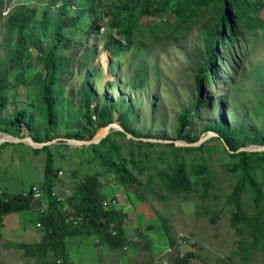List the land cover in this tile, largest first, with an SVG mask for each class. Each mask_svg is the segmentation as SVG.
Here are the masks:
<instances>
[{"label":"trees","instance_id":"obj_1","mask_svg":"<svg viewBox=\"0 0 264 264\" xmlns=\"http://www.w3.org/2000/svg\"><path fill=\"white\" fill-rule=\"evenodd\" d=\"M8 2L0 0V26L3 31L0 43L3 50L0 58V129L7 132V126L21 125L24 121L26 126H22V132L26 130L33 140L42 142L53 138L50 135L55 113L53 89L69 73L72 65L78 63L79 69L87 68L97 50L93 47L92 53L88 54L90 48H86L78 60L76 55L70 56L67 52H73L81 43H87L93 35L104 40L105 50L109 49L113 55H118L119 48L132 44L138 29L144 25L148 24L155 42L173 39L176 35L186 33L193 25L205 23L200 27L204 54L190 68L197 94L178 116L175 137L172 139L186 142H196L200 138L201 134L193 132L191 127L209 111L202 91H211L224 69H229L232 76H226V82L229 81L230 86L234 87V80L246 60L251 43L260 34L264 37V0H48L41 16H38L36 2L15 4L2 15ZM54 6L57 10L52 20L49 11ZM104 19H107L108 30L102 34L98 22ZM67 28L73 29L75 33L67 34L64 31ZM113 28H116L115 34ZM120 39L126 43L122 44ZM44 40L46 44L41 46ZM32 47L39 49L35 56L32 82L43 116V121L35 125V131L29 128L27 110L15 109L5 119L1 115L7 100L6 90L17 85L9 80L8 67L33 68L27 62ZM231 59L234 62L236 59V62L229 66L227 60ZM94 80L88 75L78 92V113L84 123L72 135L78 140L93 138L98 129L112 122L113 111L120 109L118 102H94ZM142 83L140 81L139 85ZM121 113L125 131L138 136L129 128L126 112ZM262 113L259 127L230 125L219 114L216 120L203 129V132H216L218 136H212L196 147L176 145L173 141L128 137L129 148L114 138L125 137L126 134L112 131L97 144L74 147L80 152L91 151V158L85 162H97L101 170L94 169L80 177H76L77 173L73 171V190L67 195L54 190L59 181L62 162L52 149L72 146L64 143H59L60 146L48 144L40 148L28 146L35 155L44 156L43 180L39 185L31 184L28 189L14 194L0 188V225L6 215H22L26 210L33 209L35 216L32 221L39 224L37 231L40 236L33 242L21 238L12 239L7 242L6 248L20 250L22 256L33 264H71L68 238L92 235L98 244L133 253L137 243L128 236L125 222L129 213L135 212V206L145 205L158 218V223L154 218L147 226L135 227V237L147 238L143 243L146 249L151 247L150 243L154 239L148 233H161L166 239L161 238L159 242L163 240L167 247L174 248L167 252L169 264H214L202 259L198 249L194 251L195 243L187 249L176 246L177 242L171 237L172 232H169L172 228L168 224L173 214L168 218L163 214L171 210V205L180 204L183 207L193 206L191 212L182 207L181 210L194 216L191 218L197 232L201 230L204 233L210 228L216 236L220 226L224 229L226 250L238 249L229 251L227 257L231 264H255L252 262L257 256H261L260 264H264V150L237 151L249 145L264 146V107ZM213 141L216 143L210 144ZM6 144L16 145L5 142L0 145V149ZM21 145L27 147L24 143ZM125 146L129 148V156L122 152ZM154 157L162 161V167L155 163L150 166L144 164ZM146 167L154 172L147 175L143 182L133 170L142 173ZM104 176L110 177L122 188L128 207L120 203L119 195L104 190ZM33 187L41 192L38 198L34 197ZM209 190L221 192L224 206L219 211L204 206ZM108 197L114 204L108 202ZM149 198L158 200L157 207L149 204ZM160 207L162 209H158ZM143 219L144 216L139 215V220ZM25 230L19 228L20 236L21 231ZM2 237L0 228V240ZM161 250L162 247L152 249L146 258L147 264L154 263L152 251Z\"/></svg>","mask_w":264,"mask_h":264},{"label":"rangeland","instance_id":"obj_2","mask_svg":"<svg viewBox=\"0 0 264 264\" xmlns=\"http://www.w3.org/2000/svg\"><path fill=\"white\" fill-rule=\"evenodd\" d=\"M7 1H9L8 7L4 8L2 15H5L8 9L15 4L36 2L38 16H41L43 8L48 5V0ZM56 10V6L50 8L49 12H51L50 18L52 20L55 19ZM87 25L85 24V26ZM147 25L138 29L136 39L132 44L119 48L118 55H113L109 49L105 50L103 48L104 40L96 35L87 40V43H81V46L73 52H67V55H76L78 60L86 48H90L88 54L92 53L93 47L97 50L96 56L91 59V62L89 59L90 64L87 68L79 69L78 63L72 65V70L70 69L69 73L64 75L52 91L55 95V113L53 128L50 133L53 137L50 140H54V142L51 144L60 146L59 143H64L72 146L52 149L62 162L60 164L59 181L54 189L56 192L67 195L73 190L74 178L72 174L74 172L77 173L76 177H80L85 173L92 172L94 169L101 170L97 162L90 164L85 162L86 159L91 158V151L80 152V150L74 148L89 145L76 146L72 145L73 143L69 144L71 142L66 143V139H75L72 135L77 132L80 126L84 125L78 113L80 104L78 92L81 83L88 75L95 78L93 86L97 95L95 94L94 102L99 100L108 104L119 103L120 109L113 111L112 122L122 125L121 112L125 111L129 128L138 135L133 137L174 139L178 116L197 94L194 76L190 68L195 66L204 54L203 35L200 27L205 23H197L190 27L186 33L176 35L173 39L155 42L152 40ZM64 31L67 34L75 33L70 28ZM2 33V27L0 26V43ZM45 44L46 41L44 40L41 46H45ZM38 52V48L32 47L27 58V62H30L33 68L13 69L10 66L8 67L9 80L17 85L6 90V105L1 111L2 118L5 119L9 118L15 109L27 110V122L30 123L29 128L31 131H35V125L43 121L36 88L32 82L35 72L34 67L36 66L35 56ZM104 53L108 56L106 67L103 66L101 59ZM2 56L3 50L0 47V58ZM233 62V59L227 60L229 66H232ZM240 68L242 70L240 69L234 80V87L230 86L229 81L226 82V76L227 78L232 76L229 69H224L219 76L217 85L214 83L211 91H206V89L202 91L205 106L209 108V111L205 117L191 127L193 132L201 134L200 137L207 134L208 131L203 132L204 127L216 120L219 114H222L230 125L260 126L264 107V37L261 34L258 35L256 41L251 43V49ZM140 81L143 82L141 85H139ZM22 126H26L24 121L21 125L7 126V132L0 129V133L17 137L30 136L28 131L22 132ZM100 130L102 128L98 129L95 135L99 134ZM112 131L121 130L114 128L110 132ZM128 137L130 136L126 134L125 137L115 136L114 138L122 145H128ZM213 143H216V141L210 144ZM25 145L27 147L21 145V143H16L14 146L6 144L0 149V188L9 194L26 190L31 184L39 185L43 180L44 156L41 154L35 155L28 148V146H31ZM128 147L131 148L129 145ZM128 147L125 146L122 151L126 155ZM161 162L157 157H154L149 163L144 164L150 166L155 163L162 167ZM133 172L145 182L147 175L154 171L146 167L142 173L136 169ZM103 187L109 194L119 195L120 203L128 207L126 196L122 188L118 187L116 181L104 176ZM108 202L114 204L113 201H110V197H108ZM148 202L151 206L157 207V199L149 198ZM172 206L171 210H167L163 215L168 218L169 215L173 214L168 219V224L172 228L169 232H172L171 237L177 242V247L187 249L195 243L197 245L193 249L194 251L198 249L202 259L214 264H231L227 257L229 251H237L238 249L229 248L228 251L226 250V243L223 241L226 232L221 226L216 236L213 235L214 233L210 228H207L204 233L201 230L197 232L191 218L194 216L185 214L181 210L182 207L191 212L194 210L193 206L183 207L180 204ZM204 206L209 210L219 211L222 209L224 202L221 192L209 190L208 197L204 200ZM139 215L144 216L142 221L139 220ZM34 216L35 211L33 209L26 210L22 215L12 213L5 216L2 225H0L3 233L0 240V264H33V262H28L22 256L20 250L6 248V245L8 241L17 238L32 242L39 239L38 225L32 221ZM154 218L155 222L158 223L157 214L145 205H137L135 206V212L129 213L125 228L128 236L132 237L133 241L137 243L133 253L122 252L119 249L114 250L109 246L98 244L92 235L68 238L71 264H147L146 258L149 252L152 249L161 247V251H152L151 255L154 258L152 264H169L167 252L174 250V248L167 247V244L163 242L166 238L161 233H148V236L154 238L149 249H146L143 245L147 238L135 237L137 235L135 227L147 226L148 222L154 220ZM19 228L20 230L26 229L21 231V236ZM161 238L163 240L159 242ZM183 238L187 240L185 241ZM124 257V261H121ZM254 262L260 264L261 256H257L252 263ZM199 264H202V262H199Z\"/></svg>","mask_w":264,"mask_h":264},{"label":"water","instance_id":"obj_3","mask_svg":"<svg viewBox=\"0 0 264 264\" xmlns=\"http://www.w3.org/2000/svg\"><path fill=\"white\" fill-rule=\"evenodd\" d=\"M103 128L106 129L103 134L95 135V136H93V138H91L89 140H85V139L84 140L66 139L67 140L66 143L71 142L69 144L73 143L72 145H76V146L97 144L104 137H106L110 133L111 129H114V128H116L117 130H121V131L125 132L130 137H133L132 134H130L129 132L125 131L124 127L121 124H118L116 122H110L109 124H107ZM211 136H218V133L213 132V131H208L206 135L201 136L196 142H186V141L181 140V139L162 140V139H150V138H142V137L141 138L133 137V138H135V139H143V140H150V141H159V142H171V141H173L176 145L196 147V146H199L205 140L209 139ZM11 137L12 138H8V137L0 138V144L5 143V142L25 143V144L30 145L32 148H40V147H43L45 145H48V144H51V143L54 142V140H49V141H44V142H37V141L33 140V138L31 136H24V137L11 136ZM222 142H224L223 139H222ZM251 146L250 147H241L237 151H240V150H251V151L264 150V146L263 145H251ZM226 148L229 149L228 146H226Z\"/></svg>","mask_w":264,"mask_h":264},{"label":"built area","instance_id":"obj_4","mask_svg":"<svg viewBox=\"0 0 264 264\" xmlns=\"http://www.w3.org/2000/svg\"><path fill=\"white\" fill-rule=\"evenodd\" d=\"M106 22H107V19H104V20H101L98 22L99 23V32H101L102 34L106 33L108 30ZM112 32H113V34H115L116 28H113ZM120 41L122 44L126 43V41L124 39H120ZM33 189H34V197L38 198L39 196H41V192L39 191V189L37 187H33Z\"/></svg>","mask_w":264,"mask_h":264},{"label":"bare ground","instance_id":"obj_5","mask_svg":"<svg viewBox=\"0 0 264 264\" xmlns=\"http://www.w3.org/2000/svg\"><path fill=\"white\" fill-rule=\"evenodd\" d=\"M101 59H102L103 66L106 67L108 65V56H107V54L104 53L101 56ZM105 130H106L105 128L104 129L102 128V130H100L99 134H97V135L103 134L105 132ZM11 136H13V135L5 134V133H0V138H2V137L12 138Z\"/></svg>","mask_w":264,"mask_h":264}]
</instances>
